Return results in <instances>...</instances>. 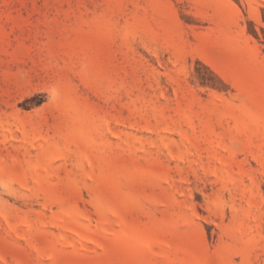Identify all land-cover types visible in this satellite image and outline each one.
I'll return each instance as SVG.
<instances>
[{"label":"rangeland","instance_id":"obj_1","mask_svg":"<svg viewBox=\"0 0 264 264\" xmlns=\"http://www.w3.org/2000/svg\"><path fill=\"white\" fill-rule=\"evenodd\" d=\"M0 264H264V0H0Z\"/></svg>","mask_w":264,"mask_h":264}]
</instances>
